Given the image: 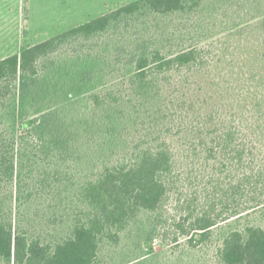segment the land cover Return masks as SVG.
Wrapping results in <instances>:
<instances>
[{
	"label": "trees",
	"instance_id": "1",
	"mask_svg": "<svg viewBox=\"0 0 264 264\" xmlns=\"http://www.w3.org/2000/svg\"><path fill=\"white\" fill-rule=\"evenodd\" d=\"M263 15L264 0H135L1 59L0 264H106V250L169 208L172 244L211 242L227 224L216 261L264 264V225L250 219L264 214ZM202 20L209 39L188 43ZM143 24L108 65L81 73L98 87L17 133L8 108L42 63Z\"/></svg>",
	"mask_w": 264,
	"mask_h": 264
},
{
	"label": "rangeland",
	"instance_id": "2",
	"mask_svg": "<svg viewBox=\"0 0 264 264\" xmlns=\"http://www.w3.org/2000/svg\"><path fill=\"white\" fill-rule=\"evenodd\" d=\"M132 1L135 0H0V60ZM210 14L206 10L201 16L205 21ZM221 14L222 11H216L215 17L221 18ZM229 14L240 18L237 11H230ZM203 20L201 24L195 23L187 29L190 32L188 43H206L209 39L206 36L211 30ZM234 21L229 20L227 26L233 25ZM144 29L143 24L138 34L124 32L122 36H108L83 46H66L42 63L38 85L24 99L17 95L11 101L12 107L8 108H13L10 113L11 125H15L17 133L21 131L19 128L26 116L39 110L69 106L77 99L82 100L85 91L98 87L99 76L90 82H83L81 73L86 68L101 69L108 65L115 59V47L119 41L130 43L137 35H144ZM216 30H220V27ZM255 32L256 37L251 40L262 36V29ZM112 77L109 74L105 79L111 81ZM77 105L80 106L79 103ZM12 113H15V119ZM90 159V156H84L81 169H87L85 165L92 164ZM173 215L174 211L169 208L160 220L144 219L135 225L119 246L106 250V264H219L214 251L221 242L222 234L230 226L221 224L215 229L211 242L197 247L192 246L186 237H181L178 244H172L174 230L169 224ZM250 219L264 225V214L258 212ZM245 221L247 219L242 223ZM44 227L48 228L46 223ZM49 231L48 238L54 239L61 228L51 226Z\"/></svg>",
	"mask_w": 264,
	"mask_h": 264
}]
</instances>
